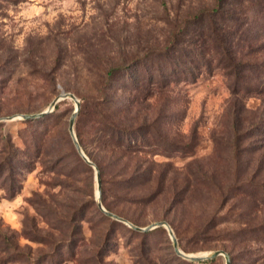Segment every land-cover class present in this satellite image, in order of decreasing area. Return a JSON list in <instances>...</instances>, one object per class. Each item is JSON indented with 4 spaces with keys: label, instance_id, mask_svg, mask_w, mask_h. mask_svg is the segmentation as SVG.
<instances>
[{
    "label": "rangeland",
    "instance_id": "1",
    "mask_svg": "<svg viewBox=\"0 0 264 264\" xmlns=\"http://www.w3.org/2000/svg\"><path fill=\"white\" fill-rule=\"evenodd\" d=\"M213 3L3 2L0 117L47 110L62 91L74 93L81 104L86 102L96 94L95 85L109 67L163 48L171 21ZM255 58L264 60V50ZM130 74L141 91L118 75L110 95L139 100L143 111L126 115L123 124H151L158 128L151 142L170 141L176 150L154 145L159 153L129 159L131 165L151 166L157 178L149 186L112 188L115 210L142 227L161 220L173 223L180 247L188 254L223 250L229 253L231 264H264V136L242 139L238 135L240 129L229 112L228 77L220 69L210 74L202 67L195 82L181 81L155 92L148 82L149 70L143 67ZM261 102L251 97L247 106L257 110ZM58 104L42 122L28 124L19 117L0 121V142L2 135L8 138L28 166L14 196L0 187V264H188L175 252L167 228L138 231L97 211L93 202H97L96 170L79 164L71 145L69 123L76 103L67 98ZM91 116L81 119L85 148L93 154L107 152L95 147L101 133ZM3 144L2 140L0 161L6 154ZM168 167L169 172L159 174ZM205 170L209 177L201 182L200 172ZM146 177L140 174L138 178L144 181ZM210 179V187L202 185ZM186 180L196 185L187 192L186 206L172 210L173 185L178 198L184 197ZM147 198L155 201L148 203ZM213 216L222 223L215 230L196 233L195 228ZM254 226L263 233L248 232ZM215 258L205 264H226L225 255Z\"/></svg>",
    "mask_w": 264,
    "mask_h": 264
},
{
    "label": "trees",
    "instance_id": "2",
    "mask_svg": "<svg viewBox=\"0 0 264 264\" xmlns=\"http://www.w3.org/2000/svg\"><path fill=\"white\" fill-rule=\"evenodd\" d=\"M11 1L14 0H0V6L3 2ZM4 48V46H0V51H4ZM263 50L264 0H214V3L209 6L189 11L178 20L171 21V32L163 48L150 49L143 57L135 55L121 65L109 67L103 80L95 85L96 94L81 104L75 124L76 134L82 148L100 170L103 205L108 210L122 216L123 214L115 210L111 201L112 188L121 191L133 186L146 184L149 186L155 182L157 176L154 175L155 172L151 166L140 163L131 165L128 162L129 159L140 155L151 156L159 153V149H156L154 145L163 150H176V147L172 148L170 141H162V144L151 142V136L154 137L155 131L158 130L151 124H123V117L137 114L143 109L137 105L139 100L132 98L128 101L126 100L128 98H116L110 95V90L116 87L118 75H121L132 85L133 76L130 73L138 72L144 67L146 71L149 70L148 82L154 86V91L164 92L170 85L181 81L195 82L202 73V67L207 68L210 74H213L216 68L220 69L228 77L232 92V105L229 112L234 118L237 128L240 129L238 135L242 139L254 135L264 136V60L255 58ZM180 55L185 56L187 60H182ZM0 58H2L1 55ZM180 62L183 63L180 64ZM133 87L135 91H141L140 85L133 84ZM150 90L151 88L147 89V91ZM251 97L261 98V106L257 110L247 106V100ZM86 114L92 115L93 122L95 120L99 124L98 132L101 133V136L99 137L100 144L95 146L96 149L107 150V152L98 151V156L96 153L88 151L83 143L81 119ZM46 115L24 121L28 124L42 122L48 118ZM107 136L108 139H106ZM1 138L6 154L0 161V187L7 189L11 196H14L20 188V176L24 175V171H28V166L20 159V155L16 153L17 149L13 148L11 141L3 135ZM2 140L0 144H2ZM71 145L77 162L93 172V167L80 155L75 143L71 141ZM169 170L168 167L159 174H166ZM140 174L147 175L144 181H140L143 179L138 178ZM200 174L201 182H205L202 181V178L208 179L209 177L206 170L205 172L201 171ZM212 183L213 181L210 179L207 185L204 183L202 185L210 187ZM195 185L186 180L182 187L186 193L181 198H178V191L175 193L176 186L173 185L174 195L169 200L172 210L182 209L186 206L185 203L189 196L187 192ZM154 201L155 198L146 199L148 203ZM93 202L101 215L112 219L113 222H119L107 216L98 207L96 200ZM221 223L222 221L217 216H213L200 223L195 231L204 234L215 230ZM170 224L174 229L176 228L175 231L179 235L177 227L171 222ZM250 230L253 235L263 233V229L259 226L248 228V232ZM239 231L240 229L233 230L234 233ZM253 238V240H257V237ZM215 260L216 258L203 261L182 259L188 264H205Z\"/></svg>",
    "mask_w": 264,
    "mask_h": 264
},
{
    "label": "water",
    "instance_id": "3",
    "mask_svg": "<svg viewBox=\"0 0 264 264\" xmlns=\"http://www.w3.org/2000/svg\"><path fill=\"white\" fill-rule=\"evenodd\" d=\"M67 98H71L75 101L76 103V108L71 116V119H70V123H69V131H70V134L73 138V141L75 143V146L78 150V152L80 153V155L84 158V160L90 164L91 166H93L96 170V179H97V204H98V207L109 217L113 218V219H116L118 221H121V222H124L126 224H128L130 227H132L133 229H136L138 231H149V230H152V229H155L157 227H160V226H164L165 228H167V230L169 231V234L171 236V239L173 241V245H174V250L175 252L177 253V255L187 259V260H190V261H203V260H208V259H213L217 256H220V255H225L226 257V264H231V257L229 255V253H227L226 251H223V250H216V251H213V252H210V253H207V254H201V255H194V254H188L186 252H184L181 247H180V244H179V241H178V238L173 230V228L171 227L170 223L166 220H162V221H157L155 223H152L146 227H141V226H138L134 223H132L131 221H129L128 219H126L125 217H122L110 210H108L102 203V200H101V175H100V170L98 168V166L96 165V163L94 161H92L88 155L85 153L84 149L82 148L78 138H77V135L75 133V129H74V125H75V120H76V117L79 113V110H80V107H81V103H80V100L77 98V96L74 94V93H71V92H65V91H62L59 95H57L54 100L50 103L49 107L47 110L45 111H42V112H39V113H34V114H20V115H12V116H7V117H0V121H3V120H12V119H15L17 117L21 118V119H34V118H37V117H41L45 114H48L50 112H52L56 105L62 101V100H65Z\"/></svg>",
    "mask_w": 264,
    "mask_h": 264
}]
</instances>
